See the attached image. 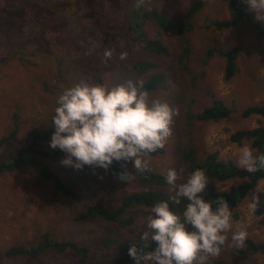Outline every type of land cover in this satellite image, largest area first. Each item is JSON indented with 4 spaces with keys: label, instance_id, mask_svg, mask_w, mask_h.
Returning a JSON list of instances; mask_svg holds the SVG:
<instances>
[{
    "label": "rangeland",
    "instance_id": "374dc122",
    "mask_svg": "<svg viewBox=\"0 0 264 264\" xmlns=\"http://www.w3.org/2000/svg\"><path fill=\"white\" fill-rule=\"evenodd\" d=\"M201 1L202 8L191 15L188 14L189 0H145L143 5L165 13L174 24L167 25L162 32L148 21L145 24L147 35L159 38L167 51V55L160 58L155 53L143 52L145 60L159 64L156 69L162 71L165 78L149 92V100L159 98L179 111L163 153L146 157L155 172H167L169 168L179 170L182 166H175L176 151L180 145L187 146L189 138L195 142L201 158L216 150L220 159H231L238 165L239 148L250 144L231 141V133L255 127L262 119L259 115L243 116L241 111L264 103V35L257 34L256 28L245 21L222 30L206 27L209 18L222 21L229 18V0ZM128 3V0H58L62 10L43 14V8L35 3L30 5L26 0H0V138L17 130L15 139L0 147V161L16 155L38 131L43 135L51 131L50 136L40 142L45 149L52 148L50 140L55 131L52 117L57 99L66 88L82 80L109 87L129 79L144 81L148 72L156 70L134 71L137 57L129 46L124 27ZM249 11L251 18L256 17L254 11ZM183 19L191 28L180 35L176 33L179 31L176 23ZM261 22L264 25V21ZM185 41L190 45L187 68L177 60ZM209 45L223 49L240 47L235 55V73L230 79L223 77L222 56L215 55L205 61ZM105 50L112 51L111 58L105 59ZM122 52H127L126 59H120ZM217 99L232 108L228 118L216 122L194 120L192 114ZM186 141L187 145L181 144ZM66 155L61 153L54 160L43 161L66 184H74L77 199L55 191L51 178H44L28 165L0 176V264H80L78 255L71 250L62 254L46 251L36 258L3 254L12 245L36 244L46 232L53 239H71L89 246L88 264H109L131 236L127 229L102 217L80 221H74L73 217L91 202H105L114 208L124 194L152 188L139 180L133 162H112L132 174L125 185L111 168L85 165L77 170L63 165L61 161ZM241 181L240 178L215 181L214 186L217 190H226ZM161 188L172 191L169 185ZM256 188L264 190V178L258 181ZM249 202L250 196H247L241 205L231 210L232 229L227 233L228 240L219 257L235 264H264V254H251L246 249L247 240L264 242V226L259 217L249 213ZM150 209L135 206L124 216L130 219L134 230H146ZM241 227L248 233L245 247L233 248L232 233ZM103 236L115 237L118 243L103 246L100 241Z\"/></svg>",
    "mask_w": 264,
    "mask_h": 264
},
{
    "label": "clouds",
    "instance_id": "9594fccd",
    "mask_svg": "<svg viewBox=\"0 0 264 264\" xmlns=\"http://www.w3.org/2000/svg\"><path fill=\"white\" fill-rule=\"evenodd\" d=\"M145 0H136L139 9ZM256 19L264 21V0H245ZM172 25L173 22L171 20ZM179 21L176 23V25ZM177 33V30H176ZM111 50H105L109 59ZM127 52L120 54L126 59ZM52 117L55 128L50 140L53 149L59 148L67 155L61 163L74 169L85 165L109 168L113 160L132 161L135 173L150 171L146 157L163 149L172 135V123L179 115L167 101L149 100V92L142 80L131 79L108 86L80 81L66 88L57 99ZM237 164L248 172L264 169V154L254 155V150L244 144L238 150ZM185 169L169 168L163 173L175 195V203L187 201L182 216L170 209L167 201H158L150 209L147 228L141 236L156 243L153 251L144 252L132 243L128 254L136 264H207L210 258H218L232 229V212L224 198L208 201L204 198L209 178L206 171L197 168L187 174ZM119 178H132L121 173ZM213 203L216 207L213 208ZM260 205L258 195H253L247 205L255 214ZM248 233L239 228L232 233L233 248L245 247ZM145 245L144 247H146Z\"/></svg>",
    "mask_w": 264,
    "mask_h": 264
},
{
    "label": "trees",
    "instance_id": "16d2710c",
    "mask_svg": "<svg viewBox=\"0 0 264 264\" xmlns=\"http://www.w3.org/2000/svg\"><path fill=\"white\" fill-rule=\"evenodd\" d=\"M129 3L125 6L126 16H125V30L127 34V40L129 42L130 48L135 52L137 60H134V71L136 73H144L147 69H156L159 64L156 62H151L145 60L142 55L144 53H155L160 58L161 55H167L166 48L163 42L157 37H151L147 35L145 31V24L152 23L157 27L158 32H162L166 29L167 25H172L171 19L163 12L158 9L150 8L146 9L143 6L137 9L135 7L136 0H128ZM30 5L38 4L43 8V14L47 11H57L59 12L62 8L58 4V0H40L34 2L32 0H26ZM230 16L228 19L222 21L219 19L209 18L206 23V27H214L216 29H225L236 25L238 22L245 21L251 23L257 30V34L264 35V25L261 21L257 20L254 16L251 18V13L245 4V0H229L228 2ZM202 8L201 0H189V11L188 14H194ZM179 31L178 34L184 35L185 32L189 31L191 24L187 20L179 21ZM190 45L187 41L182 43V50L178 54L177 60L184 68H187V56ZM240 50L239 46H233L230 48L223 49L216 45H209L206 47L205 61L210 57L215 55H220L224 59V79H230L236 69L235 55ZM165 80L164 74L159 69L154 70V72H148L147 78L143 81L144 89L148 92L156 89L161 82ZM58 106V105H57ZM230 107L223 104L221 100H214L212 103L202 109L200 112L192 114L194 120L211 122L218 121L224 118H228L231 113ZM243 116L259 115L262 117L259 124L255 127L248 129H240L231 133L230 140L242 144L248 142L250 146L254 149V155L264 154V103L254 104L245 107L241 111ZM17 129V126H16ZM38 131L31 135L30 141H28L22 149L13 157L0 161V176L5 172L13 171L20 166L28 165L37 169V171L43 175L44 178H51L54 184L55 191L61 192L72 199H77L78 193L75 189L74 184H66L62 179L58 177L57 174L50 171L49 167L44 164L43 159L50 158L52 160L56 159L61 153L59 148L45 149L40 142L49 137L51 131L46 132V134H41ZM17 130H13L7 135L0 138V147L3 143L15 139ZM190 143L187 145L186 142H181V144H186L187 146H178L176 154L178 157L175 166H182L185 169V177L188 173L194 171L197 168L204 169L206 175L209 178V183L206 187L204 193V198L208 201H216L218 198H224L230 209H235L250 196V200L253 195H258L260 198V205L255 216L259 217V222L264 226V190L257 189V183L260 179L264 178V169H260L255 173L246 171L245 169L236 165L231 159H220L218 151H211L205 153V156L201 158L198 154V149L195 146V142L188 139ZM180 142V141H179ZM163 149H159L149 155H155L156 153H163ZM40 157V158H39ZM109 168H111L119 181L122 184H128L129 178L121 180L119 178L121 173H126L125 170L118 164L112 163ZM151 169V167H150ZM163 173L166 172H155L152 169L148 172L138 173L139 180L143 183L151 185L152 188L141 189L139 191H132L124 194L120 199L119 204L116 207H111L105 202H91L84 210L79 212L73 217L74 221L80 220H93L96 217H102L108 222L117 223L120 228L127 229L131 232V236L122 243L119 253L116 258L109 264H133L136 263L135 259L128 254V249L132 243L138 245L142 248L144 252L153 251L156 247V243L150 238L148 240H142L141 236L146 230H134L130 226V219L125 217V214H129L130 210L137 206H147L152 207V205L158 201H167L169 203L170 209L181 215L184 211L187 201L181 200L179 204L175 203L173 197L175 195L174 190L167 191L163 190L161 187L167 186L166 178ZM240 178L243 181L232 184L228 189L217 190L214 186L215 181L223 182L230 179ZM155 186H160V188H155ZM216 204L213 203V208ZM236 217V214H233ZM151 235V232H150ZM101 244L103 246L109 247L118 243V240L114 237L103 236L100 238ZM147 245L146 247H144ZM247 252L248 253H258L264 254V242H254L252 240H247ZM71 250L78 255L80 264H88L87 257L91 248L85 244L79 243L71 239H53L46 232L43 233L41 237L37 240L34 245H12L7 248L3 254L5 256H16V255H27L31 258L38 257L42 252H58L64 253ZM142 262V261H141ZM102 264V263H96ZM207 264H235L233 261L226 259L225 257L210 258Z\"/></svg>",
    "mask_w": 264,
    "mask_h": 264
}]
</instances>
